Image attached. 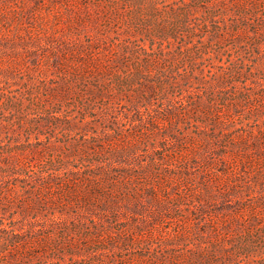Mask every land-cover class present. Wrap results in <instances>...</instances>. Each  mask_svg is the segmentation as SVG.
Masks as SVG:
<instances>
[{
    "label": "rangeland",
    "instance_id": "1",
    "mask_svg": "<svg viewBox=\"0 0 264 264\" xmlns=\"http://www.w3.org/2000/svg\"><path fill=\"white\" fill-rule=\"evenodd\" d=\"M52 1L57 5L49 11ZM95 1L0 0V95L5 94L0 97L1 139L4 144L10 142L12 123L19 125L22 140L33 131L32 141L39 140L40 148L53 147L38 163L69 153L70 144L88 140L93 146L95 136L100 143L105 133L114 134L107 148L129 145L132 128L124 117L135 116L137 102L131 105L115 99L107 109L101 98H90L87 83L72 80V73L66 75L62 69L66 63L56 59L69 46L81 50L83 45L107 40L109 47L103 51L112 57L125 55L130 66L126 73L132 74L138 68L136 57L144 55L125 47L141 44L156 58L164 51L167 62L151 70L155 91L146 89L148 97L141 102V116L147 127L152 128L149 121L155 124V135L124 159H132L136 166L147 165L157 157L156 146L167 158L180 143L174 145V141L184 137L191 139L184 145L189 149L184 161L191 163L193 176L181 185L170 184L174 187L165 194L166 207L147 197L134 211L120 208L119 223L108 227L121 237L116 242L106 238L104 249L88 243L86 250L82 247L81 254L74 256L49 247L46 254L26 257L21 264H149L136 261L173 253L164 245L170 241H176L172 249L178 254L195 249L193 242L200 238L205 239V247L213 241L217 225L240 208L247 220L257 217L251 227L264 226V32L259 34L264 29V0H256L249 15L246 9L251 4L234 11L231 4L211 6L206 0ZM188 23L196 29L193 38L186 37ZM112 43L118 48L110 52ZM26 66L34 72L30 74ZM167 78L173 87L165 96ZM63 82L68 90L58 88L61 94L55 93ZM242 92L250 94L247 102ZM26 93L31 94L23 97ZM50 93L55 95L51 105L58 119L51 118L54 112L46 102ZM237 100L241 104L233 105ZM10 101L20 110L11 107ZM211 104L218 115L217 111L210 115ZM171 111L175 116L168 118ZM24 112L27 121L18 124ZM113 122L118 123L115 133L108 130ZM136 225L140 235L127 238L130 233L124 227L135 230ZM182 234L186 236L182 240H171Z\"/></svg>",
    "mask_w": 264,
    "mask_h": 264
},
{
    "label": "trees",
    "instance_id": "2",
    "mask_svg": "<svg viewBox=\"0 0 264 264\" xmlns=\"http://www.w3.org/2000/svg\"><path fill=\"white\" fill-rule=\"evenodd\" d=\"M255 1L206 0L211 6L218 3L231 4L236 7L234 11L239 10L241 5L251 4L246 9L247 15L253 14L254 6H257ZM100 2L102 0H96L95 4ZM56 5V1L50 2L49 11L55 10ZM56 13L60 15L58 11ZM212 15L216 17V14ZM189 26L190 23L186 25L189 32L186 37L193 38L196 29ZM221 30L225 31L223 28ZM263 30L259 29L260 35ZM107 47V40H103V43L99 41L83 45L81 50L69 46L61 51L62 56H57L56 60L61 58L63 63H66L62 68L64 73L67 75V72H71L70 78L77 83H87L90 98H101L107 109L108 103L115 99L127 100L131 105L137 102L135 116L124 117L132 128L127 136L129 145L118 144L109 149L106 146L109 144L106 143L114 134L105 133L100 143L99 140L97 142L100 137H93L95 146L89 145L88 140H83L70 144L69 153L38 163L44 153L53 147L49 145L40 148L39 140L32 141L34 133L31 130L25 140H22L19 125L12 123L11 132L14 133L8 144H4L0 135V264H21L26 257L34 258L46 254L45 248L49 247H52L54 252H61L63 255L70 252L74 256L81 254L82 247L86 250L88 243L95 244V249H104L106 238L116 242L117 238L121 237L118 232L108 227L109 224L119 223L120 208L134 211L137 206H143V200L147 197L154 198V202L166 207L168 197L165 194L174 187L170 184L175 182L181 185L193 176L191 163L184 161V155H189V149L184 145L191 139L184 137L176 139L168 135L176 139L174 145L180 143L167 158L159 154L161 150L156 146L153 148L157 157H152L147 165L136 166L132 159H124L125 156L133 155L138 145L149 142L150 136L155 135V124L149 121L152 128L147 127L141 116V102L148 97L146 89L151 93L155 91L151 70L161 63H166L167 59L164 58V51L159 54L160 58H156L148 52L145 45L139 44L133 48L126 46L125 50L131 49L144 55L143 59L136 57L138 68L134 73L127 74L130 66L129 62L124 61L125 55L108 56L106 51H103ZM112 48H118V45L112 43L111 48L107 50L111 52ZM28 57H31V54ZM38 58L36 55L35 59ZM191 58L194 60V55ZM41 66L47 67L44 64ZM11 68L12 65L7 66L6 70ZM26 68L30 74L34 72V68ZM121 72L125 75L122 76ZM166 83L169 87L164 91L165 96L173 87V82L168 78ZM68 87V83L63 82L55 89V93L57 91L61 94L59 90L63 88L66 91ZM50 94L51 97H47L46 102L51 105L55 95ZM4 95L2 93L0 97ZM241 98L247 102L250 94L242 92ZM238 100L232 104H241ZM10 104L18 110L17 103L10 101ZM5 105L8 103H3V106ZM51 106L54 112L51 118L58 119L56 107ZM211 106L210 115H215L213 111H217L218 115L219 111L215 105ZM25 116L27 115L24 112L20 116L23 119L18 120V124L27 121ZM173 116L175 113L171 111L168 118ZM205 120L207 121V117ZM117 124L113 122V126H109L108 130L115 133ZM224 148L227 149L226 146ZM254 150L259 152L260 148L256 146ZM31 167L37 169L31 171ZM2 181H7L8 186L3 187ZM147 201L151 203L150 200ZM243 210L240 208L233 215H227L225 223L217 225L213 241L205 247L202 246L205 239L200 238L193 242L195 249L188 251V254H178L172 249L176 241H170L164 245L173 253L163 256L164 258L155 256L153 259L149 258L150 260L141 257L136 262L144 260L149 264H264V226L251 227L253 221L258 220L256 214H253V219L247 220ZM103 218L106 219L104 223ZM26 220L29 221L28 227L25 225ZM128 224L130 226V223ZM137 226L139 225H136L135 230L124 227L123 230L130 233L127 238L136 239L140 235L141 228ZM185 237L183 234L179 237L174 235L171 240H182Z\"/></svg>",
    "mask_w": 264,
    "mask_h": 264
}]
</instances>
